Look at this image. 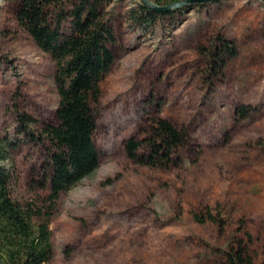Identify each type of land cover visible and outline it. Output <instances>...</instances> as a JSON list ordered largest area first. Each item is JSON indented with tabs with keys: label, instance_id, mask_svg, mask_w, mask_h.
<instances>
[{
	"label": "rangeland",
	"instance_id": "rangeland-1",
	"mask_svg": "<svg viewBox=\"0 0 264 264\" xmlns=\"http://www.w3.org/2000/svg\"><path fill=\"white\" fill-rule=\"evenodd\" d=\"M139 4L106 7L116 45L99 84V165L51 205L45 147L18 131L22 115L34 134L51 121L54 62L18 26L13 1L0 0V146L8 152L2 165L13 176L11 197L50 212L46 264H224L234 238L244 239L253 264H264V2L188 3L148 29L128 18ZM221 39L236 54L215 74L210 51ZM157 118L190 137L166 169L137 164L124 149ZM205 210L222 229L193 220Z\"/></svg>",
	"mask_w": 264,
	"mask_h": 264
},
{
	"label": "trees",
	"instance_id": "trees-1",
	"mask_svg": "<svg viewBox=\"0 0 264 264\" xmlns=\"http://www.w3.org/2000/svg\"><path fill=\"white\" fill-rule=\"evenodd\" d=\"M14 17L33 40L54 62L53 82L58 104L51 121L42 123L34 134L30 120L21 116L18 133L46 150L44 185L46 200L54 205L61 193L68 192L99 165V152L93 141L96 130L99 84L112 66L116 37L106 7L112 0H12ZM169 6L180 0H163ZM141 2L138 11L128 13L130 22L139 28L153 26L159 16ZM234 46L221 39L210 51L211 69L221 73L227 61L235 56ZM243 116V111L238 110ZM20 126V127H21ZM142 140L128 139L124 149L129 159L154 169L176 164L179 150L190 146V137L162 118L153 120ZM8 159L0 146V264H46L52 256L50 212L22 207L11 197L12 174L2 165ZM198 224L206 221L223 228V222L209 211L193 213ZM242 226L239 227L241 229ZM250 241V236L245 233ZM222 255L224 264H253L243 238H234Z\"/></svg>",
	"mask_w": 264,
	"mask_h": 264
},
{
	"label": "water",
	"instance_id": "water-1",
	"mask_svg": "<svg viewBox=\"0 0 264 264\" xmlns=\"http://www.w3.org/2000/svg\"><path fill=\"white\" fill-rule=\"evenodd\" d=\"M209 0H187V1H182V2H178L175 4H171L169 6H156L150 2H148L147 0H141L142 4L148 8H150L152 11L157 12V13H164L167 11H171L173 9H175L176 7L182 6L184 4H188V3H206ZM264 2V0H261Z\"/></svg>",
	"mask_w": 264,
	"mask_h": 264
}]
</instances>
